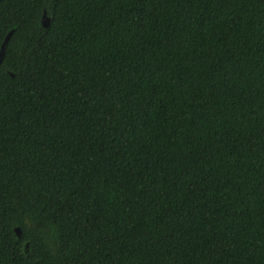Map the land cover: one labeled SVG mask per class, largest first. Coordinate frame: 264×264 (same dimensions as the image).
Returning a JSON list of instances; mask_svg holds the SVG:
<instances>
[{"label": "trees", "instance_id": "1", "mask_svg": "<svg viewBox=\"0 0 264 264\" xmlns=\"http://www.w3.org/2000/svg\"><path fill=\"white\" fill-rule=\"evenodd\" d=\"M9 31L0 264H264V0H0Z\"/></svg>", "mask_w": 264, "mask_h": 264}, {"label": "water", "instance_id": "2", "mask_svg": "<svg viewBox=\"0 0 264 264\" xmlns=\"http://www.w3.org/2000/svg\"><path fill=\"white\" fill-rule=\"evenodd\" d=\"M40 23H41L42 27H47L48 26V19L46 18V15H45L44 12H43L42 17L40 19ZM10 35H11V31H9L5 35L3 41H2V43L0 45V62H1L2 57H3L5 45L7 44V41L9 39ZM13 231H14L15 235L19 238L20 237V229L18 227H16V228L13 229Z\"/></svg>", "mask_w": 264, "mask_h": 264}]
</instances>
